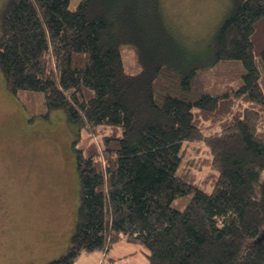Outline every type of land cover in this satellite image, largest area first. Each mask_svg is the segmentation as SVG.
<instances>
[{
    "label": "trees",
    "instance_id": "1",
    "mask_svg": "<svg viewBox=\"0 0 264 264\" xmlns=\"http://www.w3.org/2000/svg\"><path fill=\"white\" fill-rule=\"evenodd\" d=\"M201 50L166 20L162 0L5 1V88L41 92V116L62 109L98 137L77 153L69 243L44 264L121 240L142 245L147 264H264V0H230ZM196 142L208 153L200 179L183 166Z\"/></svg>",
    "mask_w": 264,
    "mask_h": 264
},
{
    "label": "rangeland",
    "instance_id": "2",
    "mask_svg": "<svg viewBox=\"0 0 264 264\" xmlns=\"http://www.w3.org/2000/svg\"><path fill=\"white\" fill-rule=\"evenodd\" d=\"M5 1L0 0V9ZM78 1L69 0V7L74 9ZM162 4L170 25L194 51H202L228 12L230 0H162ZM120 52L125 71H139L135 48L124 43ZM21 98L27 99L28 110ZM44 111L41 92L21 91L16 96L5 88L0 73V264H20V259H25L22 264H44L64 251L75 226L77 153L89 142L97 143L98 137L85 125L70 123L62 109L51 110L46 117L40 115ZM207 155L201 142L186 144L184 168L193 166L200 179L208 167L195 166ZM173 205L182 208L184 202L177 198ZM94 252L104 251L82 252L72 264H93ZM147 263L142 245L124 240L112 244L98 262Z\"/></svg>",
    "mask_w": 264,
    "mask_h": 264
},
{
    "label": "crops",
    "instance_id": "3",
    "mask_svg": "<svg viewBox=\"0 0 264 264\" xmlns=\"http://www.w3.org/2000/svg\"><path fill=\"white\" fill-rule=\"evenodd\" d=\"M114 247H116V250L119 249L118 246H114ZM110 248H111V247H110ZM110 248H109V249H110ZM109 249H108V250H109ZM108 250H107V251H104L102 254L99 253V252H94V253L92 254V256H90V257L92 258L91 261L94 262L93 264H98V262L101 261L102 257H105V256H106V252H108ZM88 255H90V254H87V256H88ZM118 256H119V255H118ZM19 261H20V264H22V263L25 261V259H20Z\"/></svg>",
    "mask_w": 264,
    "mask_h": 264
}]
</instances>
